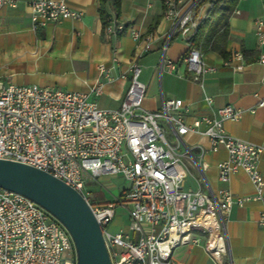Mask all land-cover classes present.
Returning <instances> with one entry per match:
<instances>
[{"label": "built area", "instance_id": "2783aa9c", "mask_svg": "<svg viewBox=\"0 0 264 264\" xmlns=\"http://www.w3.org/2000/svg\"><path fill=\"white\" fill-rule=\"evenodd\" d=\"M198 2L190 0L184 5L182 0H164V18L171 21L165 47L175 36L188 40L194 34L203 18L195 12ZM15 6L16 0H0V7ZM27 7L34 29L81 18V13L69 8L64 0H31ZM253 25L262 48L257 61L264 66V21L256 19ZM123 33L135 43L144 39L146 44L133 55L128 88L118 109L99 108L86 94L76 91L0 84V159L46 172L78 192L101 228L112 264H175L173 251L189 244L201 246L212 264H223L222 258L229 255L225 222L231 208L251 201L264 202V178L258 169L264 140L252 144L225 131L224 123L237 121L242 113L231 104L217 108L214 117L195 119L192 127L183 121L186 110L180 99L162 100L156 112L143 110L145 86L139 81L136 61L148 51L150 37L142 38L135 27H125L114 18L103 31L107 38ZM231 57L238 62L243 59L236 52ZM181 62L185 73L180 76L195 82L214 70L195 47ZM162 68L176 72V64L164 56L159 65ZM234 68L240 69L241 64ZM107 72L103 64L98 66L99 78L110 79ZM120 78L125 79L126 74ZM90 92L99 96L98 80ZM205 100L211 103V98ZM257 106L264 107V98ZM201 124L206 126L204 134L210 150L227 153V159L217 164L218 180L227 183L234 173L243 170L253 194L235 196L225 188L214 192L210 188L181 187L186 177L182 158L189 154L194 159L181 136L196 131ZM165 129L176 139L175 145L167 141ZM105 175H119L128 186L112 201L93 206L87 200L85 184ZM126 203L130 204L128 232L109 233L104 227L113 219L115 208ZM258 223L264 226V214H260ZM0 264H76V255L69 233L55 217L23 195L0 188Z\"/></svg>", "mask_w": 264, "mask_h": 264}, {"label": "crops", "instance_id": "0c3cea01", "mask_svg": "<svg viewBox=\"0 0 264 264\" xmlns=\"http://www.w3.org/2000/svg\"><path fill=\"white\" fill-rule=\"evenodd\" d=\"M30 1L16 0L15 7H0V68H5L0 71V84H34L76 91L86 94L99 108L118 109L128 88L133 55L146 44L144 39L135 43L128 33L105 37L98 12L99 0H64L69 8L81 13L79 20L65 19L34 29L27 7ZM263 1L238 0L227 20L226 37L201 45L203 61L214 70L205 73L200 82L180 76L185 73L181 59L189 50L186 40L175 36L165 47L171 21L164 18V0H121L117 17L107 4L110 18L125 27H135L142 38L150 37L148 51L136 61L139 81L145 86L141 108L156 112L162 100L180 99L186 110L183 121L192 127L195 119L214 117L217 108L231 104L242 113L237 121L224 123L225 131L240 140L261 144L264 107H258L257 103L264 98V66L257 61L262 48L253 23L256 19L264 21ZM182 2L186 5L190 0ZM207 9L208 3L202 4L197 15L203 17ZM221 32L222 26L217 33ZM235 52L242 55L241 62L232 60ZM163 56L176 64V72L159 69ZM239 63L241 68L235 69ZM100 64L108 70L110 79L99 78ZM122 73L126 74L125 79L120 78ZM97 80L100 94L94 96L90 88ZM206 98H211L210 104ZM205 128L201 124L196 131L181 136L183 144L191 150L198 172L197 177L190 178V171L183 163L186 177L181 187L203 191L210 188L214 192L225 188L235 196L253 194V186L243 170L234 173L227 183L218 180L217 164L227 159V153L223 149L210 150ZM258 169L264 178V151L259 155ZM109 177L101 176L96 181L102 183ZM261 213L264 214V202L259 201L231 208L225 222L229 255L222 258L223 264H264V226L258 223ZM172 260L175 264H212L203 248L192 244L174 250Z\"/></svg>", "mask_w": 264, "mask_h": 264}, {"label": "water", "instance_id": "95a60500", "mask_svg": "<svg viewBox=\"0 0 264 264\" xmlns=\"http://www.w3.org/2000/svg\"><path fill=\"white\" fill-rule=\"evenodd\" d=\"M0 188L32 200L69 233L76 264H112L90 205L71 187L34 167L0 159Z\"/></svg>", "mask_w": 264, "mask_h": 264}, {"label": "trees", "instance_id": "16d2710c", "mask_svg": "<svg viewBox=\"0 0 264 264\" xmlns=\"http://www.w3.org/2000/svg\"><path fill=\"white\" fill-rule=\"evenodd\" d=\"M238 0H201L198 7L208 3V9L203 18L199 21L194 34L186 40L189 49L191 47L201 48V45L210 42L211 44L218 38L226 37L227 20L231 15ZM121 0H99V18L102 25V33L108 24L110 14L106 9L108 4L110 10L118 16ZM222 26L221 34L217 33Z\"/></svg>", "mask_w": 264, "mask_h": 264}, {"label": "rangeland", "instance_id": "374dc122", "mask_svg": "<svg viewBox=\"0 0 264 264\" xmlns=\"http://www.w3.org/2000/svg\"><path fill=\"white\" fill-rule=\"evenodd\" d=\"M201 0H199L200 2ZM198 2V3H199ZM196 15L199 12V7L195 10ZM200 17L199 15H197ZM5 68H0V71H2ZM6 81V80H5ZM162 126L164 125V122L159 120L158 121ZM166 130V139L171 145L176 144V139ZM183 149V146L180 147V151ZM181 152H184L181 151ZM193 158L186 154L182 158V162L185 164L187 169L190 171V178L191 177H197L198 172L195 168V165L193 164ZM188 164V166H187ZM200 176V175H199ZM202 180V178H201ZM128 186V183L119 175H111L108 180L105 182L99 183L98 181H92L85 184V191L87 193V200L88 202L96 206L98 203H103L105 201H110L112 198H115L119 195L120 191ZM130 208V204L126 203L124 206L118 205L115 208L114 217L110 221L108 225H106L104 228L106 231H108L111 234H115L119 231L122 233L128 232V217H127V210ZM138 235L135 234L134 238L137 240Z\"/></svg>", "mask_w": 264, "mask_h": 264}]
</instances>
